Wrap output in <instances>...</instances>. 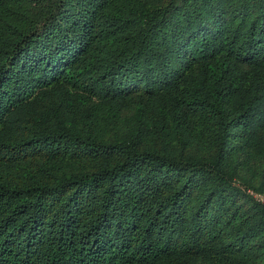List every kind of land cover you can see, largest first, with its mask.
Returning a JSON list of instances; mask_svg holds the SVG:
<instances>
[{
	"label": "trees",
	"instance_id": "obj_1",
	"mask_svg": "<svg viewBox=\"0 0 264 264\" xmlns=\"http://www.w3.org/2000/svg\"><path fill=\"white\" fill-rule=\"evenodd\" d=\"M264 0H0V264H264Z\"/></svg>",
	"mask_w": 264,
	"mask_h": 264
},
{
	"label": "built area",
	"instance_id": "obj_2",
	"mask_svg": "<svg viewBox=\"0 0 264 264\" xmlns=\"http://www.w3.org/2000/svg\"><path fill=\"white\" fill-rule=\"evenodd\" d=\"M257 197H258L259 199H261V200H264V199H263L264 197H262V196H259V195H258Z\"/></svg>",
	"mask_w": 264,
	"mask_h": 264
},
{
	"label": "rangeland",
	"instance_id": "obj_3",
	"mask_svg": "<svg viewBox=\"0 0 264 264\" xmlns=\"http://www.w3.org/2000/svg\"><path fill=\"white\" fill-rule=\"evenodd\" d=\"M264 197V196H263ZM264 199V198H263Z\"/></svg>",
	"mask_w": 264,
	"mask_h": 264
}]
</instances>
